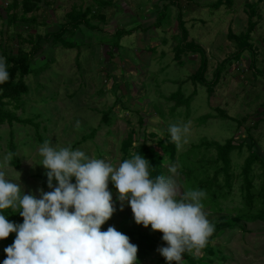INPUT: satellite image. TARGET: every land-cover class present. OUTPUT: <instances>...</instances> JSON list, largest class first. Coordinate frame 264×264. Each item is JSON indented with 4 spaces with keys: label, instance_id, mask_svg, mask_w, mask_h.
<instances>
[{
    "label": "rangeland",
    "instance_id": "rangeland-1",
    "mask_svg": "<svg viewBox=\"0 0 264 264\" xmlns=\"http://www.w3.org/2000/svg\"><path fill=\"white\" fill-rule=\"evenodd\" d=\"M34 1L39 2V9L28 17L35 16V21L25 22L21 19L23 0H0V56L10 52L17 54L21 48L29 52L32 46L23 43L22 38L42 37L41 51L33 62L34 73L26 78L28 93L22 97L23 107L18 112L24 119L41 123L42 128L40 134L31 125L15 124L11 128L6 124L0 128V162L11 154L8 145L13 131L22 164L20 169L10 165L11 155L0 168L6 179L20 184L25 194H35L39 198L40 189L53 190L44 188L42 180L36 178L48 171L39 164L42 161L39 148L45 141L58 148L83 150L90 157L118 166L123 157L122 142L132 132L135 136L131 154L146 139L149 146L164 154L156 143L167 139L170 125H187L189 131L178 149V157L190 155L185 159L189 169H184V163L178 161L180 170H186L182 178L193 171L199 180L212 179L222 168L221 163L210 164L217 160L215 149L196 155L188 153L194 144L207 141L225 144L233 140L236 146H242L231 155V187L225 185V176L221 173L213 190L221 210L212 211L203 205L209 221L213 225L223 219L234 222L243 213L264 209L260 199L250 208L243 191V168L251 145L264 161V0H225L220 7L217 5L220 0ZM14 4L17 9L11 10ZM73 9L89 10L90 14L88 22L76 32L67 31L63 39L76 47L69 49L55 41L53 34L70 25L68 14ZM15 16L17 19L12 22ZM180 16L189 31V42L206 51L205 78L209 84L215 81L219 67L226 62L212 92L208 86L194 80L201 67L200 54L189 52L182 56L181 62L176 60L177 46L183 40ZM250 21L257 25L250 40L254 54L246 51L238 55L239 47L229 38V31L238 36L245 34ZM125 31H133V34L118 35ZM253 55H256L255 66H252ZM180 90L181 99L191 100L189 106L174 111L177 100L171 97ZM110 110L115 123L106 127L102 124V115ZM140 116L146 118L145 126H141ZM95 130L97 134L93 138L82 141L83 136ZM165 159L166 169L176 166L169 164L171 160L167 155ZM181 174L178 171L167 174L173 175L176 181L177 199L185 195ZM252 179L254 190L258 192L264 182L261 165H255ZM72 182L75 183L74 178ZM57 183L53 180L54 185ZM109 190L116 211L101 228L107 230L114 226L124 234L128 229L147 233L142 224L135 222L127 202H123L121 209L118 189L111 179ZM236 224L242 225L241 229L230 234L228 240L221 234L211 244L220 249L216 256L207 257L203 248L192 249L191 253L206 256L208 260L204 264H264V223L238 221ZM130 242L133 243L131 239ZM166 243L159 237L157 250L142 264L158 261L168 264L158 251ZM221 252L226 260L221 259ZM3 261L0 257V264Z\"/></svg>",
    "mask_w": 264,
    "mask_h": 264
},
{
    "label": "clouds",
    "instance_id": "clouds-1",
    "mask_svg": "<svg viewBox=\"0 0 264 264\" xmlns=\"http://www.w3.org/2000/svg\"><path fill=\"white\" fill-rule=\"evenodd\" d=\"M9 77L6 58L0 56V84ZM169 131L179 147L189 128L172 124ZM39 154V164L48 169V187L53 189H40L39 198L25 194L20 184L6 179L0 170V239L16 233L14 242L4 249L3 264H136L138 246L126 234L114 226L101 230L116 211L110 179L118 189L121 209L127 202L137 224L163 233L167 243L158 251L168 264H183L184 253L204 248L214 232L203 211L206 192L192 190L177 199L173 175L150 178L149 161L140 154L113 166L83 150L58 148L49 141ZM10 157H4L0 168ZM169 172L175 174L176 167ZM53 180L58 183L54 185ZM10 208L18 210L23 223L6 218L4 210Z\"/></svg>",
    "mask_w": 264,
    "mask_h": 264
},
{
    "label": "trees",
    "instance_id": "trees-1",
    "mask_svg": "<svg viewBox=\"0 0 264 264\" xmlns=\"http://www.w3.org/2000/svg\"><path fill=\"white\" fill-rule=\"evenodd\" d=\"M225 0H220L218 2V7L222 5V2ZM37 1L34 0H23V15L22 20L25 22H31L35 21V16H32V18H29L28 15L30 13H33L35 10L39 9ZM11 10L17 9V4H14L10 8ZM90 14V11L87 10L85 12L78 11L77 9H73L69 14V18L71 20L70 25H66L62 28V30L58 33L53 34V38L55 41H60L63 46L69 49L76 48L73 43L70 41H67V39H63L67 33V31L72 30L73 33L76 32L80 26L85 23V21L88 22V16ZM17 17H12V22H15ZM179 28L183 34V40L179 46H177L176 50V60L178 62H181L182 56L189 52L198 53L201 55V67L199 69V72L194 75V80L198 81L209 88V92H212V89L215 85H217L220 81V76L223 72V66H226V62L221 64V67H219L216 79L213 83L209 84L206 81V73L208 70V58L206 51L201 46L197 45L194 42H189V31L186 28V24L182 20V17H179ZM86 22V23H87ZM256 23H253L250 21L248 31L245 34L236 35L232 30L229 31V38L236 42L237 46L239 47V53L238 55H242L246 51L251 52L254 54V48L252 44H250V40L252 39V32L256 28ZM70 31V33L72 32ZM133 34V31H125V32H119V36H128ZM22 38V36H21ZM23 43L31 45V50L29 52L25 51L24 49H20L17 54L5 53V58L8 65V71L10 74L9 80L6 81L4 84H0V128L4 125L8 124L11 128L15 124H21V125H31L36 130L37 133L40 134V130L42 128L41 123H36L33 119H24L18 115V112L22 110L23 107V96L27 94L28 87L26 84V78L34 73L33 69V62L38 55V53L41 51V41L42 37L38 36L37 38H31L30 40H25L22 38ZM256 56V55H255ZM255 56H252V66H255ZM181 90L178 91L176 94H174L171 97V100H177V103L175 105L174 111L180 108H183V106L188 105V102L191 100L189 99H181ZM190 104V103H189ZM189 106V105H188ZM173 111V112H174ZM139 122L141 126H145L146 118L143 116H140ZM115 123V118L112 110L108 112H104L102 115V124L106 127H112ZM97 134V130L93 131L89 135H85L82 138L83 142L88 141L89 139L93 138ZM90 136V137H88ZM134 136L135 133L132 132V134L129 136V138L122 142L121 150L123 153L122 161L126 159H130L134 154H140L144 156L146 160L149 161V172H150V178L155 179L156 176L159 175H165L167 176L169 169H166V159L165 156L167 155L169 160L171 162L170 165L176 164V169L178 173L182 172L181 175H179L180 178L183 177V173L186 171H181L178 165V161L184 163V169H187L189 165L185 163V159L190 155H181L178 157V149L179 147L177 144L172 141L171 134L168 133L167 139L159 140L156 144L157 147L161 148V150L164 152V154L160 153L158 150H156V147H151L146 141L135 150L133 154H131V149L134 146ZM155 137V134L152 135ZM39 138H41L39 136ZM193 145V144H192ZM192 147V151L188 153H193L194 155L199 154V152L207 151L209 149H215L217 152V160L210 162V164H222V168L218 169L212 179H202L199 180L196 174L193 171H190V176H185L182 178V185L185 190V194L187 192H190L192 190H204L206 192V196L202 198V203L204 206L210 207L213 210L220 211L221 208L216 198V193L213 191L216 185L219 183V175L221 173L225 176V185L227 187H231L232 182V175H231V166H232V158L231 155L233 152H235L236 149H242V146H236L234 144L233 140H228L225 144H220L217 142H203L201 144H194ZM9 151L12 155V159L10 160L9 164L12 165L16 169L21 168V159L18 154V146L16 144V138L15 134L12 131L10 134V142L8 145ZM249 156L245 161V165L243 168V176H244V188L243 191L245 193L244 198L246 200L247 205L251 208L257 199H260L264 202V182L261 186L260 190L258 192H255V185L254 180L252 179V173L254 170L255 165L259 164L262 167V173L264 178V161L260 157V155L255 151V148L253 145L249 147ZM196 153V154H195ZM178 157V160H177ZM182 159V160H181ZM189 164V163H188ZM189 169V168H188ZM37 179L42 180V185L44 188H48L47 183V176L46 175H37ZM75 180V177H73ZM198 184V187L195 186V184ZM114 185V184H113ZM115 186V185H114ZM116 188V187H115ZM218 197H224L223 194H218ZM204 208V207H203ZM206 208V207H205ZM6 214V218L10 221H14L16 223H23V217L19 214L18 210L15 211L13 209H7L4 210ZM243 222L245 224L249 223H256L261 222L264 223V209L258 211L257 213H243L240 216L236 218V221H225L224 219L214 225V232L208 239L207 245L203 248L205 255L207 257H214L217 255V251H219V248L212 247L211 244L219 239L221 237V234L224 236V240H228V236L232 234L235 230L241 229V226H238L236 223ZM147 229V233H144L142 230L138 229H128L126 231L127 236L132 240L133 244L138 246V252H137V262L138 264H142L145 259L150 257L158 248L159 245V237L162 238L163 233L159 230H152L151 226L145 227ZM102 231H104L101 228ZM231 232V233H229ZM16 237V233H10L7 238L0 239V244L3 245V247L0 248V257L3 259H6L7 253L4 251V249L12 244L14 242V239ZM222 256L221 259L225 258V255L221 252ZM183 259L185 260L186 264H204L205 261L208 259L206 256H199V255H193L191 251H186L184 253ZM226 260V258H225ZM156 264H162L161 261H158Z\"/></svg>",
    "mask_w": 264,
    "mask_h": 264
}]
</instances>
